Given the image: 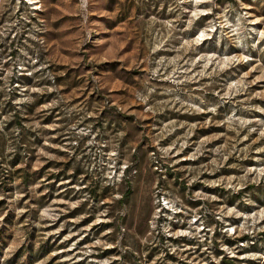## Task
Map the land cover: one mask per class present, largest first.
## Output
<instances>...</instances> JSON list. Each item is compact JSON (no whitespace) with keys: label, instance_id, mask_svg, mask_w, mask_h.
<instances>
[{"label":"rangeland","instance_id":"rangeland-1","mask_svg":"<svg viewBox=\"0 0 264 264\" xmlns=\"http://www.w3.org/2000/svg\"><path fill=\"white\" fill-rule=\"evenodd\" d=\"M0 264H264V0H0Z\"/></svg>","mask_w":264,"mask_h":264}]
</instances>
